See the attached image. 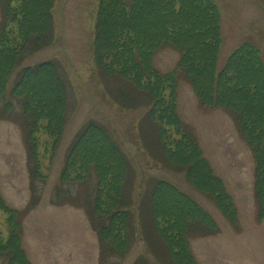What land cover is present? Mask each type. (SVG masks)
I'll return each mask as SVG.
<instances>
[{
  "label": "rangeland",
  "instance_id": "374dc122",
  "mask_svg": "<svg viewBox=\"0 0 264 264\" xmlns=\"http://www.w3.org/2000/svg\"><path fill=\"white\" fill-rule=\"evenodd\" d=\"M55 1L47 45L25 54L0 100V196L18 213L17 223L9 225L8 215L0 210L2 244L15 234L19 239L13 238L12 245H21L27 264H174L178 250L170 249L169 256L152 230L148 213L153 181L161 179L187 194L218 227L211 231L202 225L203 230L190 237L197 264H264V221L257 217L255 194L257 161L234 115L205 106L192 84L184 76L179 78L176 111L180 127L195 139L214 175L233 198L238 208L237 226L230 224L210 196L187 181L185 172L168 161L156 134L157 123L149 119L151 100L127 82L108 78L98 69L92 44L100 0ZM213 1L224 39L219 68L246 42L257 46L264 59V0ZM2 19L0 4V24ZM179 59L176 49L164 48L156 54L154 67L163 74L172 73ZM46 61L59 66L67 88L68 113L60 140L40 131L35 136L38 151H33L22 102L11 92L24 68ZM9 103L13 108L8 114L5 106ZM89 123L105 129L129 161L123 195L131 215V247L124 257L104 251L101 244L93 213L96 173L82 183H62L70 149ZM48 124L45 119L42 128ZM60 130L58 127L57 135ZM169 133L173 149L179 135L173 130ZM34 153L39 154L41 166L36 164ZM80 154L76 151L74 155ZM111 186L113 191L118 184ZM9 259L10 252L0 250V264H10ZM185 261L189 262L188 256Z\"/></svg>",
  "mask_w": 264,
  "mask_h": 264
},
{
  "label": "trees",
  "instance_id": "16d2710c",
  "mask_svg": "<svg viewBox=\"0 0 264 264\" xmlns=\"http://www.w3.org/2000/svg\"><path fill=\"white\" fill-rule=\"evenodd\" d=\"M55 0H0V100L25 54L47 45L54 24ZM223 33L218 8L213 0H100L93 38V56L99 70L138 89L150 100L149 119L165 150L168 161L185 172L187 181L210 196L232 226L238 225V208L195 139L180 127L177 114V82L184 76L205 106L231 112L256 158L255 194L258 219L264 221V59L252 43L240 45L222 69L219 59ZM172 47L180 54L177 69L168 74L154 67L156 54ZM11 94L22 102L23 118L29 130L30 147L37 149V134L47 131L59 141L68 113L67 88L54 61L22 70ZM13 106L7 104L10 113ZM4 110V111H5ZM7 114V115H8ZM49 124L43 127V121ZM156 122V123H155ZM60 134H56L57 128ZM176 132L172 149L170 133ZM36 136V137H35ZM80 151L79 156L75 152ZM39 154L34 153L41 166ZM39 161V163H38ZM97 176L94 214L104 251L124 257L130 247L131 215L125 207L124 183L129 161L114 139L102 127L89 123L76 137L67 157L62 183H82ZM110 183L118 184L111 191ZM151 227L166 252L177 249L174 264H197L190 237L215 221L187 194L168 181H153L150 192ZM0 210L9 225L18 213L0 196ZM203 225V226H202ZM10 241L0 250L10 252V264H27L21 245ZM198 238V237H196ZM169 243H172L169 245ZM167 254V255H168ZM188 256L189 262L185 261Z\"/></svg>",
  "mask_w": 264,
  "mask_h": 264
}]
</instances>
